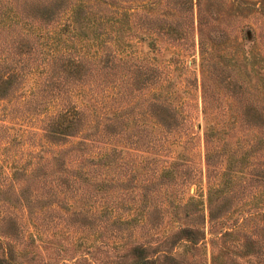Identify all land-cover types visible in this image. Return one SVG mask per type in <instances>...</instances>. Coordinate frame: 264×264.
<instances>
[{
  "label": "rangeland",
  "instance_id": "1",
  "mask_svg": "<svg viewBox=\"0 0 264 264\" xmlns=\"http://www.w3.org/2000/svg\"><path fill=\"white\" fill-rule=\"evenodd\" d=\"M36 1L0 0V15ZM54 1L58 9L47 29L64 34L68 45H83L88 53L116 47L128 59L156 65L163 74L157 92L161 98L171 92L184 128L166 132L144 115L138 118L141 137L133 142L122 131L134 128L133 112H124L125 122L114 120L116 128L106 126L103 134L110 105L83 87L71 100L84 106L89 123L65 142L50 143L41 127L57 100L33 97L42 76L27 74L14 94L0 99V229L15 227L12 236L0 233V255L8 243L22 264H120L139 244L157 258L154 264H171L163 250L181 264H264V184L251 176L264 161V128L241 122L238 104L212 80L202 103L197 48L200 36L210 59L264 100V0H198L193 15L200 14L201 25L195 22L193 33L181 39L172 29L186 23L184 0ZM207 129L218 137L212 159L223 160L229 172L222 187L239 196L204 224L202 240L170 243L184 219L197 222L198 208L206 206ZM189 198L193 203L185 208L174 206Z\"/></svg>",
  "mask_w": 264,
  "mask_h": 264
},
{
  "label": "trees",
  "instance_id": "2",
  "mask_svg": "<svg viewBox=\"0 0 264 264\" xmlns=\"http://www.w3.org/2000/svg\"><path fill=\"white\" fill-rule=\"evenodd\" d=\"M58 2L36 1L25 10L11 5L7 16L0 15V99L14 94L27 74L32 71L40 74L42 86L33 91L32 96L35 98L47 96L57 100L56 111L43 122L41 127V136L53 144L65 142L67 138L78 134L82 127L89 123L84 106H75L71 100L74 92H79L83 87L97 93L100 100H106V103L110 105V116L102 117L104 119L101 123L103 134L109 133L106 126L116 128L114 120L120 119L118 122H125L120 115L124 112H133L131 118L135 122L134 128L125 127L122 130L127 132L128 138L133 139V142L141 137L138 131L143 128V123L138 118L144 115L166 132H178L180 128H184V117L179 115L177 108L170 102L171 92H166L167 96L162 98L157 92L163 74L156 65L146 60L128 59L125 53L116 47H102L99 50L96 48L88 53L84 51L83 45H79L78 48L68 45L61 32L49 31L51 28H47L52 25L50 18L58 9V6L55 8ZM196 4L198 0H184L186 23L172 29L176 38L181 39L187 33H193L195 22L197 26L201 25L200 14L197 13L195 17L193 15V6ZM198 37L197 48L201 68L198 85L202 103H205L210 92V80H212L218 89H227L230 98L238 104L237 115L241 122L257 130L263 129L264 100L260 98L258 100L250 92L245 91L244 83L237 82L226 74V66L219 61L211 60L210 49L205 46L202 37ZM202 112L204 113V109ZM188 129L186 128L185 131ZM211 136L212 129L204 131L206 206L203 209L198 208L197 222L187 223L184 219L186 224L170 234L172 238L170 243L183 240L195 244L202 240L204 224L211 223L213 219L225 213L229 209L228 202L238 194L234 189L222 187V179L229 172L221 168L223 160L212 159L211 150H215V140L218 137L215 135L212 139ZM51 158L56 160L54 156ZM50 168L53 166L51 165ZM252 172L253 181L257 185H263L264 161ZM190 199L185 202H176L174 206L185 208L193 203ZM199 203L202 204V201ZM184 214L187 219H190L186 210ZM4 218L0 217V219ZM14 230V225L10 224L6 228H1L0 233L12 236ZM123 256L127 258L120 264H154L158 261L156 257L146 255L145 247L139 244L132 245ZM161 257L171 264H181L183 260L173 256L169 250H163ZM0 264H22L15 260V255L8 243L6 248L1 250Z\"/></svg>",
  "mask_w": 264,
  "mask_h": 264
}]
</instances>
